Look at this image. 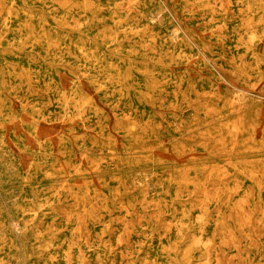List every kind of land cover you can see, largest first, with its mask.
I'll use <instances>...</instances> for the list:
<instances>
[{"label":"rangeland","instance_id":"374dc122","mask_svg":"<svg viewBox=\"0 0 264 264\" xmlns=\"http://www.w3.org/2000/svg\"><path fill=\"white\" fill-rule=\"evenodd\" d=\"M0 264H264V0H0Z\"/></svg>","mask_w":264,"mask_h":264}]
</instances>
